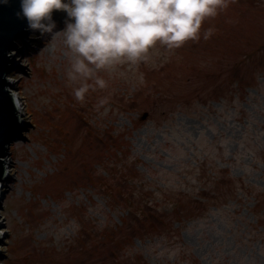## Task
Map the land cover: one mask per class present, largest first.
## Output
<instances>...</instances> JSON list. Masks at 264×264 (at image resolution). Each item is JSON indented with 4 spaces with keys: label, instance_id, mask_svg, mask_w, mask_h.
<instances>
[{
    "label": "rangeland",
    "instance_id": "obj_1",
    "mask_svg": "<svg viewBox=\"0 0 264 264\" xmlns=\"http://www.w3.org/2000/svg\"><path fill=\"white\" fill-rule=\"evenodd\" d=\"M39 34L11 51L0 264H264V0L99 70L84 101L62 36Z\"/></svg>",
    "mask_w": 264,
    "mask_h": 264
},
{
    "label": "clouds",
    "instance_id": "obj_2",
    "mask_svg": "<svg viewBox=\"0 0 264 264\" xmlns=\"http://www.w3.org/2000/svg\"><path fill=\"white\" fill-rule=\"evenodd\" d=\"M227 5L228 0H20L18 15L41 35L62 36L73 95L84 101L91 89L108 84L99 70L146 59L157 42L176 48L199 39L204 20ZM53 10L67 13L61 30H55Z\"/></svg>",
    "mask_w": 264,
    "mask_h": 264
},
{
    "label": "water",
    "instance_id": "obj_3",
    "mask_svg": "<svg viewBox=\"0 0 264 264\" xmlns=\"http://www.w3.org/2000/svg\"><path fill=\"white\" fill-rule=\"evenodd\" d=\"M19 12L20 0H0V180L6 172L5 157L10 144L21 137V121L7 77L16 66L11 51L35 31L28 27L27 19L18 15ZM4 195L5 191L0 190V206Z\"/></svg>",
    "mask_w": 264,
    "mask_h": 264
},
{
    "label": "bare ground",
    "instance_id": "obj_4",
    "mask_svg": "<svg viewBox=\"0 0 264 264\" xmlns=\"http://www.w3.org/2000/svg\"><path fill=\"white\" fill-rule=\"evenodd\" d=\"M14 61V60H13ZM8 81H9V86H12V78L8 77ZM12 94H13V99H14V102H15V105H16V108H17V112H18V115L20 117V120H21V108H22V102H21V99H20V96L18 95V93L14 92V91H11ZM7 158L5 157V169H6V172L4 174V177L2 180H0V188H1V182L4 181L6 179V175H7V171H8V168H7ZM0 238H2V232L0 231Z\"/></svg>",
    "mask_w": 264,
    "mask_h": 264
},
{
    "label": "trees",
    "instance_id": "obj_5",
    "mask_svg": "<svg viewBox=\"0 0 264 264\" xmlns=\"http://www.w3.org/2000/svg\"><path fill=\"white\" fill-rule=\"evenodd\" d=\"M41 36V34H39Z\"/></svg>",
    "mask_w": 264,
    "mask_h": 264
}]
</instances>
